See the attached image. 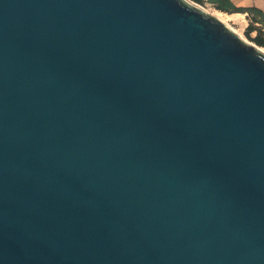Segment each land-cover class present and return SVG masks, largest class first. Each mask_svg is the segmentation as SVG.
I'll list each match as a JSON object with an SVG mask.
<instances>
[{"label": "water", "instance_id": "95a60500", "mask_svg": "<svg viewBox=\"0 0 264 264\" xmlns=\"http://www.w3.org/2000/svg\"><path fill=\"white\" fill-rule=\"evenodd\" d=\"M0 264H264V51L192 0H0Z\"/></svg>", "mask_w": 264, "mask_h": 264}, {"label": "rangeland", "instance_id": "374dc122", "mask_svg": "<svg viewBox=\"0 0 264 264\" xmlns=\"http://www.w3.org/2000/svg\"><path fill=\"white\" fill-rule=\"evenodd\" d=\"M189 1H191V0H189ZM197 4L200 5L204 10L215 15L214 12H216L217 9L215 7H213L212 5L207 4V3H204V4L197 3ZM222 17H223V20L222 19L221 20L224 21V23L230 29H232L235 33H237L242 39H244L245 41H247L249 43H252V44L258 46L260 49H262L264 51V46L258 44L253 39V37H255L257 35V33L259 32V29H260L261 24H262V21L260 18H258V16H256L257 19H255L256 21H254L253 23L251 22L252 21L251 18L254 17V15H252V14L241 15L237 18L236 16H233L232 14L223 13ZM249 24H251L253 28H252V30L247 32Z\"/></svg>", "mask_w": 264, "mask_h": 264}, {"label": "trees", "instance_id": "16d2710c", "mask_svg": "<svg viewBox=\"0 0 264 264\" xmlns=\"http://www.w3.org/2000/svg\"><path fill=\"white\" fill-rule=\"evenodd\" d=\"M193 1H195L197 3H201V4L209 3L213 7H215L216 9H219L221 11H226V12H245L246 11L248 13V15L249 14L254 15V17L251 18L252 23L254 21H256L255 20V19H257L256 16H258V18L261 19L262 24H261V27L259 29V32L257 33V35L255 37H253V39L258 44L264 46V15L260 10L254 8V7L253 8H245V7L235 6L230 0H193ZM251 24H249L247 32L252 30L253 27Z\"/></svg>", "mask_w": 264, "mask_h": 264}, {"label": "crops", "instance_id": "0c3cea01", "mask_svg": "<svg viewBox=\"0 0 264 264\" xmlns=\"http://www.w3.org/2000/svg\"><path fill=\"white\" fill-rule=\"evenodd\" d=\"M235 6L238 7H245V8H256L260 10L264 15V0H230ZM209 4V3H207ZM211 5V4H210ZM219 10V9H217ZM221 11V10H220ZM223 13L232 14L233 16H236L237 18L241 15H248V13L245 12H226L222 11Z\"/></svg>", "mask_w": 264, "mask_h": 264}, {"label": "bare ground", "instance_id": "6f19581e", "mask_svg": "<svg viewBox=\"0 0 264 264\" xmlns=\"http://www.w3.org/2000/svg\"><path fill=\"white\" fill-rule=\"evenodd\" d=\"M214 13H215L216 16H218L220 19L223 20V17H222L223 12L222 11L216 10V12H214Z\"/></svg>", "mask_w": 264, "mask_h": 264}]
</instances>
